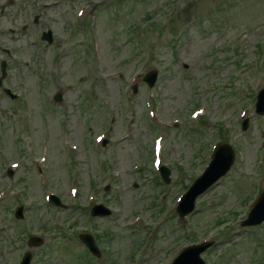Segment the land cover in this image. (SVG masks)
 Masks as SVG:
<instances>
[{
    "label": "rangeland",
    "instance_id": "1",
    "mask_svg": "<svg viewBox=\"0 0 264 264\" xmlns=\"http://www.w3.org/2000/svg\"><path fill=\"white\" fill-rule=\"evenodd\" d=\"M42 1L28 3L53 42L39 39L41 25L16 41L18 48L34 42L28 51L37 55L15 68L26 90L13 120L26 118L33 143L26 157L45 151L37 163L47 167L37 175L25 161L11 180L0 170V264H14L27 249L30 264H166L203 239L214 242L201 253L207 264H264V223H239L255 188L264 189V117L247 98L264 86V0H55L40 10ZM10 42L0 36L1 45ZM150 70L157 76L148 87L142 76ZM16 130L0 139L7 162L18 157L8 150ZM154 139L168 183H156ZM220 140L235 151L228 173L196 199L192 214L166 216ZM20 176L27 193L9 194ZM44 191L65 206L47 204ZM18 198L27 234L42 238L38 246L20 236L25 222L11 221ZM94 203L109 214L90 216ZM81 232L96 234L100 260L74 238Z\"/></svg>",
    "mask_w": 264,
    "mask_h": 264
},
{
    "label": "water",
    "instance_id": "2",
    "mask_svg": "<svg viewBox=\"0 0 264 264\" xmlns=\"http://www.w3.org/2000/svg\"><path fill=\"white\" fill-rule=\"evenodd\" d=\"M44 35L48 38V40H50V32H47ZM144 79L148 82L149 85H151L155 79V72H150L146 74ZM55 98L60 99V95H57ZM256 111L259 113H264V89L260 91L257 95ZM232 160H233V152L230 146H228L227 144H222L216 149L208 167L199 177H197L194 180L193 184L190 186L189 190L184 195L182 202L179 204L177 210L180 216H183L192 209L195 197L199 193L203 192L220 175L224 174L229 168ZM161 173L163 178L167 179L168 171L162 169ZM261 203H264V195L255 205L252 211L253 215L255 214L256 209ZM262 216H259L254 220L252 219L253 216L250 215L249 219L245 222L246 223L258 222L262 218H264ZM83 239L87 243V245L92 248L93 244L90 241V239L86 237H83ZM204 247L205 246L203 245H199V246H192L186 248L176 257L173 264H204V262L198 256V253ZM27 263H28V258L25 257L24 264Z\"/></svg>",
    "mask_w": 264,
    "mask_h": 264
},
{
    "label": "flooded vegetation",
    "instance_id": "3",
    "mask_svg": "<svg viewBox=\"0 0 264 264\" xmlns=\"http://www.w3.org/2000/svg\"><path fill=\"white\" fill-rule=\"evenodd\" d=\"M7 2H8V6H13L15 4L14 0H8ZM4 6H6V4L0 3V22L3 20L4 22L9 23L8 31L11 33L15 32L14 24H19V32L26 33L27 30L32 26L31 20H29V18L31 17V12L26 11V9L19 10L18 8L14 12L5 11L3 8ZM29 47H32V46L25 44L24 46L17 48L18 56L20 57L21 60H26L32 55V53L28 51ZM0 49L2 51L4 50V52L6 53V56L10 55L9 50L4 49L3 47H1ZM8 64L10 63L8 62ZM8 70L9 69L7 68V72ZM7 78H11V76L8 77L5 75L4 78L0 81V111L12 113L14 112V108L8 107V105L4 101H7V102L11 101L12 103H14L18 101L19 98L12 99L10 95H8L4 91V87L6 86H3L2 83Z\"/></svg>",
    "mask_w": 264,
    "mask_h": 264
}]
</instances>
